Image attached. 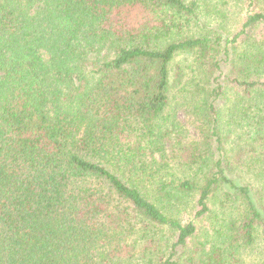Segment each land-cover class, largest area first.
<instances>
[{"label":"trees","instance_id":"obj_1","mask_svg":"<svg viewBox=\"0 0 264 264\" xmlns=\"http://www.w3.org/2000/svg\"><path fill=\"white\" fill-rule=\"evenodd\" d=\"M236 1L241 21L214 25ZM254 247L264 0H0V264H240Z\"/></svg>","mask_w":264,"mask_h":264},{"label":"rangeland","instance_id":"obj_2","mask_svg":"<svg viewBox=\"0 0 264 264\" xmlns=\"http://www.w3.org/2000/svg\"><path fill=\"white\" fill-rule=\"evenodd\" d=\"M239 1L231 2L226 8L221 9V13L225 15L224 19L217 18L214 20L213 24L217 27L220 26L222 29H230L239 21H241V12L239 7ZM213 21V20H212ZM180 120L187 127L188 122L184 119L182 112L179 113ZM194 132L191 128H188L187 137L192 139L194 138ZM240 264H260L264 259V251L259 247H254L253 249H249L245 251L241 256Z\"/></svg>","mask_w":264,"mask_h":264}]
</instances>
